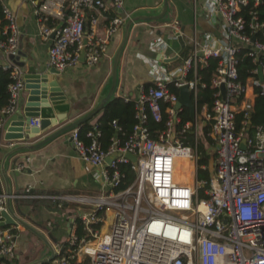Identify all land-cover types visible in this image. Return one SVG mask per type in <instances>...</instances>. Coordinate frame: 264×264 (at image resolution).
<instances>
[{
    "label": "built area",
    "instance_id": "1",
    "mask_svg": "<svg viewBox=\"0 0 264 264\" xmlns=\"http://www.w3.org/2000/svg\"><path fill=\"white\" fill-rule=\"evenodd\" d=\"M262 1L190 0L193 17L201 14L209 22L217 20L219 35L189 39V50L175 67H156L159 78L132 99L135 122L123 143L118 145L112 138L103 149L95 123L82 137L77 127L69 131L76 159L99 168L95 174L100 182L98 194H48L26 186L8 196L9 203L46 200L59 207L62 203L78 206L76 219L84 236L77 239L71 234L67 243L76 244V249L66 255L57 249L45 264H71L79 254L89 264H264V127L256 126L249 134L248 119L255 94L264 100V22L252 10L247 18L242 13L249 2L255 6ZM108 6L118 12L98 34L96 27ZM123 6L124 0H43L40 14L45 17L37 21L40 36L51 38L48 67L64 71L79 62L81 53L86 66L96 65L106 55L111 37L132 19ZM1 10L0 53L9 59L10 65L3 68L10 70L11 81L6 103L0 108V126L15 112L23 91L22 72L11 61L19 49V28L14 12L4 4ZM46 17L52 19L49 25L44 24ZM144 25L149 33L159 27ZM161 27L169 28L173 37L182 35L176 19ZM151 45L158 52L168 48L161 36H155ZM240 50L252 64L243 81L236 71ZM209 60L215 66L206 85L197 70L206 67ZM183 86L194 112L192 119L184 121L181 111L185 108L174 107L177 90ZM205 86L213 90L210 105L197 106L199 87ZM161 105L163 127L152 135L146 121H161ZM237 113L241 118L236 124ZM200 121L208 125L213 142L211 165H198L195 147L184 142L185 132L195 140ZM110 123L118 130L115 120ZM28 125L37 127L38 118L30 119ZM125 153L135 156V164L123 157ZM179 159L190 169L189 181L173 178ZM27 163V158L15 162L13 170L22 172ZM127 163L134 179L125 189L114 192L122 178L117 165ZM198 168L206 169L207 178H196ZM6 198L0 194V211ZM96 211L112 214L104 233L100 232L103 217L96 216ZM95 223H99L98 228L93 227ZM19 228L17 223L0 227V264H11Z\"/></svg>",
    "mask_w": 264,
    "mask_h": 264
},
{
    "label": "crops",
    "instance_id": "2",
    "mask_svg": "<svg viewBox=\"0 0 264 264\" xmlns=\"http://www.w3.org/2000/svg\"><path fill=\"white\" fill-rule=\"evenodd\" d=\"M103 1L106 2L107 0ZM171 1L173 7L169 17L178 21L182 32L180 37L183 42L181 54L173 61L170 60L178 53L180 45L176 37L172 36L169 28L161 27L164 23L158 22V19L143 20L138 18L140 16L158 15L162 2H159V0H124L123 9L130 12L134 23L130 24L126 40L120 50L116 64V82L109 98L128 97L134 99L141 88L153 84V81L159 78L156 67L170 70L180 62L189 50L187 46L189 39L196 37L197 40H201L204 34H210L213 37L219 35L220 23L217 20L209 22L201 14L193 17L190 0ZM0 3L7 5L14 12L19 28V49L14 58L21 68L16 67L21 72L23 71L22 73L32 69L36 71L50 69L47 65V51L51 38L43 39L40 36L41 24L37 21V13H42V2L38 5L37 0H0ZM175 4H177L176 7H174ZM109 10L113 9L108 6L106 12L99 19L96 27L98 34L103 30L105 25L103 21ZM113 11L114 13L118 12ZM137 21L140 24L136 23ZM144 23L159 27L149 33L146 31ZM186 24L190 25L189 36L184 33ZM3 25H0V31ZM123 26L111 37L106 55L101 57L96 65L86 66L83 60H79L76 65L64 71H58L55 80L65 100L57 104V109L64 116L54 125L35 135L32 143L49 135L55 129L80 119L100 104L110 87L112 60L122 40ZM155 36L163 37L168 44V48L160 52L153 48L151 43ZM9 65V59L0 53V67ZM21 94L25 95L26 91H22ZM247 95L252 97L250 92ZM184 110L189 118L188 110ZM94 115L93 118L89 119V125L95 123L96 117ZM204 127L207 128L206 134L202 132ZM185 133L191 135L190 132ZM191 138L193 137H188L192 142L187 144L195 147L198 157L197 162L200 158L198 144H201L204 148V155L208 157L205 165H211L213 142L208 135L206 122L201 123L200 121L195 140ZM18 144V140L8 144L3 139V131H0V161L9 149ZM26 158L28 159L27 167L22 172H15L13 170L14 159L15 162H19ZM98 169V167L96 169L84 165L76 159L69 139V131H65L36 150L20 151L16 155L7 157L4 162L3 173L8 181L10 195L19 193L26 186L30 187L32 191L40 193L96 195L100 192V182L95 175ZM0 188L1 193L5 194V184L1 173ZM10 208L14 215L18 217L16 211L21 213L22 215L19 218L31 227L35 228L36 225H43L46 228L41 231L44 236L54 228L51 233L56 241L52 245L54 253L58 251L57 249H61L69 236L77 230L75 220L78 206L73 203H62V207H59L56 203L46 200H13L10 202ZM54 209H57L58 212H54ZM111 216L110 212L103 214V223L100 226L101 233L107 230ZM46 253L47 249L31 233L23 228L15 231V251L11 264H26L43 257ZM85 260L87 258L79 254V257L71 264H83Z\"/></svg>",
    "mask_w": 264,
    "mask_h": 264
},
{
    "label": "water",
    "instance_id": "3",
    "mask_svg": "<svg viewBox=\"0 0 264 264\" xmlns=\"http://www.w3.org/2000/svg\"><path fill=\"white\" fill-rule=\"evenodd\" d=\"M166 8L167 0H162L161 10L158 15L148 17L140 16L138 18L143 20H157L165 13ZM132 21H134V19L127 20L123 26L122 40L112 60L110 87L100 104L80 119H77L75 121H72L71 123H68L67 125L55 129V131L51 132L49 135L44 136L39 141H35L34 143H32V139L35 135H37L40 131L54 125L63 118L64 115L62 112L58 111L59 109H57V104L63 102L65 99L62 91L58 86L57 81L55 80V76L56 74H58V71L54 68H50L47 71H36L32 69L26 73H22L23 91H26V94L22 95V92L20 93L15 112L7 116L2 121L0 126V131H3V139L6 140L8 144H11V142H13L14 140H18L19 142L18 145L9 149L0 161V173L5 184V195L7 196L4 202V210L0 211V216L2 218V221H0V227L14 225L15 223H17L21 228L25 229L33 236H35L39 243L47 249V253L43 257L26 264H45L47 261L51 260L54 257L55 254L52 245H54L56 241L55 238H53V236L51 235V233L54 231V228L49 230L44 236L41 231L45 230L46 228L43 225H36L35 228H33L19 218L22 215L21 213L16 211L19 217L14 215L10 208L8 199V196L10 195L8 181L3 173L4 162L6 158L11 155H16L20 151L36 150L52 140L54 137L62 134L63 132L70 131L71 129L78 127L83 122L89 120L101 108V106L108 100L113 92L116 82L117 59L120 50L126 40L128 29ZM175 37L180 45V50L170 61L175 60L181 54L183 49V42L180 35H176ZM79 60H83L82 53L79 56ZM11 61L13 65L21 68V66L18 65L19 63L15 61L14 57L11 58ZM174 107H183L187 109L189 118H193V107L189 98V92L186 87L183 86L178 89L177 101ZM32 118H38L37 127H31L28 125L29 120ZM123 157L126 158L130 163L135 164L134 155L125 153ZM13 162L15 163V159ZM54 212H58V210L54 209Z\"/></svg>",
    "mask_w": 264,
    "mask_h": 264
},
{
    "label": "trees",
    "instance_id": "4",
    "mask_svg": "<svg viewBox=\"0 0 264 264\" xmlns=\"http://www.w3.org/2000/svg\"><path fill=\"white\" fill-rule=\"evenodd\" d=\"M43 0H37L38 5ZM37 5V6H38ZM248 10H252L257 14L258 20L264 22V0L262 3L258 5H253L252 2H249L245 7L242 8V13L245 18L248 17L247 12ZM113 10H109L108 14L106 13L107 17L104 19L105 25L107 24L108 20L114 15ZM43 16L40 13H37V18H43ZM52 19L50 17H46V21L44 22L45 25H49ZM4 24L2 10H1V3H0V25ZM244 50H240L237 55V65H236V71L238 75V79L241 81L244 80L245 77L249 75L248 71L252 68V64L250 62V59L247 57H243ZM208 65L200 70H197V74L200 76L201 80L207 85V81L209 78L213 75L212 71L214 68V61L209 60ZM9 72L10 70L8 68L0 67V108L6 103L7 100V85L11 81L9 78ZM213 93V90L210 87L205 86L204 88L199 87L198 93H197V106H200L202 104H207V107L210 105L211 95ZM162 110V119L160 122H154L152 119H147L146 126L148 127L150 133L153 135V133H156L160 131L163 127V121H164V114H163V105H161ZM133 112H134V102L132 99L123 100L122 97H111L109 98L99 109L96 114L94 115L96 117L95 125L96 128L100 131V144L103 149H107L109 144L111 143V139L115 138L118 140V145H121L127 135L131 132L132 125L134 124L135 120L133 118ZM182 120H188L187 113L182 111L181 113ZM93 118V117H92ZM241 118V114L237 113L235 115V123L237 124L238 121ZM249 134L252 132L254 127L256 126H262L264 127V100L263 97L258 95L257 93L254 96L253 100V106L251 108V111L249 113ZM115 120L118 126V130L115 129L111 125V121ZM78 134L79 137H82L83 133L90 128L89 120L83 122L78 127ZM204 134L207 133V128L204 127L203 131ZM190 137L187 133L183 134L184 142L191 143L192 141L188 139ZM192 139V138H191ZM198 150L200 152V158L198 161V165H205L206 161L208 160V157L204 155V148L201 144H198ZM118 171L122 174V178L118 184L117 187L113 188L112 190L114 192L120 191L125 189L127 186H129L133 179H134V172L130 169L129 164H118L117 165ZM208 172L206 169L198 168L196 171V178L201 180L203 178H207ZM36 192V191H35ZM0 194H1V188H0ZM70 204V203H69ZM72 205V204H71ZM62 207V204L60 205ZM96 216L103 217L102 211H96ZM77 224V230L74 232V235L77 239L84 236V232L80 230V221L77 218L75 220ZM99 223L93 224L94 228H98ZM76 249V244L69 245L67 242L64 243L61 246V254L67 253V251H74ZM85 264H89L88 260H85ZM83 263V264H84Z\"/></svg>",
    "mask_w": 264,
    "mask_h": 264
},
{
    "label": "bare ground",
    "instance_id": "5",
    "mask_svg": "<svg viewBox=\"0 0 264 264\" xmlns=\"http://www.w3.org/2000/svg\"><path fill=\"white\" fill-rule=\"evenodd\" d=\"M184 163L185 161L183 159H179L178 162H176L173 172L175 181H189L191 179V176H188V174L190 175V169L187 170Z\"/></svg>",
    "mask_w": 264,
    "mask_h": 264
},
{
    "label": "rangeland",
    "instance_id": "6",
    "mask_svg": "<svg viewBox=\"0 0 264 264\" xmlns=\"http://www.w3.org/2000/svg\"><path fill=\"white\" fill-rule=\"evenodd\" d=\"M177 4H175L174 7H176ZM172 7H173V3L171 0H167V11L164 13V15H162L159 19L158 22L161 23H168L172 21V18L169 17L170 12H172ZM185 35L189 36L190 35V25L186 24L185 25V30H184ZM188 176L190 177L191 175L188 174Z\"/></svg>",
    "mask_w": 264,
    "mask_h": 264
}]
</instances>
